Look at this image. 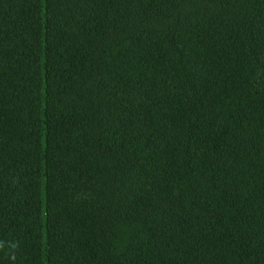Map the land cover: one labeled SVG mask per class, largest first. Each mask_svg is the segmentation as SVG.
Returning <instances> with one entry per match:
<instances>
[{
	"label": "trees",
	"instance_id": "obj_1",
	"mask_svg": "<svg viewBox=\"0 0 264 264\" xmlns=\"http://www.w3.org/2000/svg\"><path fill=\"white\" fill-rule=\"evenodd\" d=\"M0 264H264V0H0Z\"/></svg>",
	"mask_w": 264,
	"mask_h": 264
}]
</instances>
